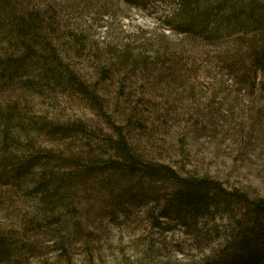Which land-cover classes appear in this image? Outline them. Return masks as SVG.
Listing matches in <instances>:
<instances>
[{
    "label": "rangeland",
    "instance_id": "obj_1",
    "mask_svg": "<svg viewBox=\"0 0 264 264\" xmlns=\"http://www.w3.org/2000/svg\"><path fill=\"white\" fill-rule=\"evenodd\" d=\"M234 1L264 5V0ZM130 2L32 0L29 11L42 23V44L34 53L58 60L52 66L67 67L90 92L86 97L53 85L40 58L22 77L0 82V112L10 111L9 121L0 119V160L19 161L33 148L31 153L50 150L87 161L103 154L101 131L114 135L116 127L146 159L264 197V73L240 81L231 62L259 38L255 23L239 24L218 12L193 20L201 32L182 31L174 0ZM1 27L0 61L26 56ZM72 123L88 132H38L44 125ZM10 136L19 140L12 148ZM22 180L0 186V225H14L18 236L23 216L40 225L19 236L33 247L23 264H208L215 244L200 225L204 220L197 231L187 230L162 214L172 192L168 182L149 179L140 187L117 179L109 192L106 183L88 182L77 188L72 205L59 203L42 221L45 204L39 206L31 192L35 184Z\"/></svg>",
    "mask_w": 264,
    "mask_h": 264
},
{
    "label": "trees",
    "instance_id": "obj_2",
    "mask_svg": "<svg viewBox=\"0 0 264 264\" xmlns=\"http://www.w3.org/2000/svg\"><path fill=\"white\" fill-rule=\"evenodd\" d=\"M174 2L180 4L174 15L182 19L183 24L179 27L182 31L201 32L200 27L193 22L200 14L207 17L213 13L222 12V15H227L232 21L236 19L239 24L246 23L244 20L253 21L259 38L251 39L247 45V51L234 55L231 62L233 67L237 68V79L240 81L250 77L256 79L260 73H264V5L256 2L240 4L234 0H217L211 1L212 3L206 0L205 2L174 0ZM31 4L32 0L28 6L25 0H0V23L10 30L12 35L10 38L20 44L19 47L24 49L26 55L0 61V82L10 84L22 77V73L29 67L36 68L32 63L40 58L47 63L45 67L49 71L47 69L46 71L52 73L53 85L55 82L60 87L66 85L70 89H78L88 97L86 92H90V89L78 79L74 72L61 64H59L60 67L52 66L58 60L49 59L44 55L37 56L34 53L35 48L42 44L40 43L42 23L36 13H30ZM46 71L40 77L45 78L48 74ZM0 119L4 120V123L9 121L10 111L0 112ZM114 128V135L101 131L104 136V145L100 147V152L103 154L92 155L87 161L76 154L61 157L50 150L42 152L35 147L36 152L31 153L33 148H29L31 155L21 157L19 161L7 159V157L0 160V186L10 180H22L21 177L28 172L20 183L35 184L31 192L35 195L39 206L45 204L40 218L46 221L59 203L67 201L72 205L70 200L77 188L88 182L103 186L106 183L108 192L111 191L112 183H117V179L120 183L137 181L140 187L144 186L145 180L149 181V179L151 183L168 182L172 192L168 195L169 199L162 209V214L177 218L186 226V229L188 228L187 230L197 231L200 225L208 229V234L213 240L210 245L215 244L213 249L211 247L210 255L206 256L208 264H264V197H252L246 189L228 186L207 175H183L169 165L146 159L131 146L123 130ZM43 131L52 135L88 132L80 123L44 125V128L38 132ZM10 141V148L16 146L14 142H19L14 136H10ZM95 150L92 147V151ZM105 172L109 175L103 182L104 177L101 174ZM93 176L96 178L89 180ZM16 187L19 188V185ZM1 196L0 194V208L4 204ZM200 220L204 222L198 225ZM33 225L35 227H32ZM46 226L53 228L50 225ZM16 227L22 236H26L32 228L40 230V225L34 223L33 218L27 219L25 216L19 219ZM15 231L14 225L7 223L0 225V264H23L33 254L30 252L32 245H29L27 241H21L20 235L18 236ZM196 235L200 237V233L196 232ZM57 241L60 242L58 250H62L64 248L62 239Z\"/></svg>",
    "mask_w": 264,
    "mask_h": 264
}]
</instances>
